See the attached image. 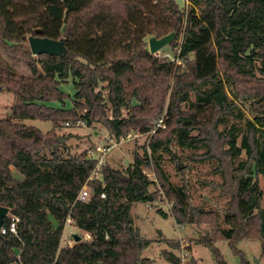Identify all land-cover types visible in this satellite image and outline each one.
<instances>
[{"label": "trees", "instance_id": "16d2710c", "mask_svg": "<svg viewBox=\"0 0 264 264\" xmlns=\"http://www.w3.org/2000/svg\"><path fill=\"white\" fill-rule=\"evenodd\" d=\"M190 1L184 12L177 0H0V39L32 70L25 75L0 65V91L15 95L11 114L0 117V205L11 210L5 226L19 217L17 232L0 235V264H152L142 250L153 239L140 235L132 205L155 202L162 193L178 224H209L198 242L212 249L216 264H228L215 245L220 239L236 251L238 240L259 239L264 251V0ZM172 31L169 45L179 48L182 64L148 48V37ZM31 35L64 40L67 52L33 55ZM70 79L73 95L62 89ZM242 107L254 119L248 118L239 145L236 126H219L229 114L240 116ZM162 116L165 126L150 134ZM24 118L53 127L44 132ZM79 120L102 124L117 141L148 134V146L143 154L135 151L129 167L106 163L104 181L90 180L98 158L90 149L73 153L70 135L58 132ZM174 139L184 148L207 147L218 160L231 194L227 227L217 212L193 205L187 185L166 175L156 152L173 153ZM243 151L247 159L236 165ZM146 168L155 171L160 188L151 189L156 181ZM86 184L91 195L80 201ZM68 218L90 237L62 245ZM162 240L173 249H163V257L182 264L174 252L179 242Z\"/></svg>", "mask_w": 264, "mask_h": 264}, {"label": "rangeland", "instance_id": "374dc122", "mask_svg": "<svg viewBox=\"0 0 264 264\" xmlns=\"http://www.w3.org/2000/svg\"><path fill=\"white\" fill-rule=\"evenodd\" d=\"M184 12L191 8L190 0H177ZM202 5H197L200 11ZM175 39V38H174ZM149 41V37L147 39ZM148 48L149 44H148ZM179 51L176 47L173 49L170 45L163 47L159 52L153 53L157 56H168L171 60L182 64L183 60L175 57ZM0 65H9L16 69L18 73L30 75L32 74L30 61L21 58L15 59L0 39ZM62 89L70 94H74L75 85L72 79L62 84ZM195 97H193L194 99ZM15 95L11 91H0V117H8L11 114L12 105ZM54 106L62 105L60 102H52ZM70 105V103H69ZM127 110H125V113ZM240 116L236 113L229 114L220 124V129L224 131L232 130L236 126L239 134L238 144H242L243 133L247 130L248 118L254 119V115L250 113L247 107L240 109ZM165 116V114H164ZM163 117V116H162ZM27 125H34L47 132L52 129L53 122L49 120H40L33 118H24L21 120ZM59 133L70 135L67 140L68 145L73 153H79L86 149H94L95 146H108L115 142L118 145L113 146L109 152L104 155V160L112 166L127 168L135 161V151L144 153L145 145L148 146L149 135H132L117 141L110 138L106 127L102 124H93L89 126L71 122V125L62 124L58 129ZM262 144L264 146V136H262ZM149 152L151 148L148 147ZM173 153L165 151L163 148L156 152L157 156H161L160 161L162 167L175 185H187L194 206L200 207L206 211H215L219 214V221L223 227L225 224V215L231 200L230 192L225 189V178L223 173L218 169L219 162L216 158L209 156L208 148H187L178 144L174 139L171 144ZM219 150V149H217ZM247 159L246 152L243 151L236 159V165ZM146 173L150 178L156 181L151 189L161 187V180L152 168H146ZM14 173L18 177H22L16 170ZM261 187L264 192V175L260 177ZM155 202L135 201L132 205V215L135 220L136 228L140 235L145 238L153 239L152 243L142 250V255L153 259L152 264H172L167 261L163 255V249L173 250L169 244L162 240L163 238H173L180 244V250L174 249L182 259V264H216L212 249L198 242L200 236L205 235L209 230V224H178L172 216L173 203L167 199L164 193ZM262 206L264 207V195ZM168 212L167 215L161 213L160 210ZM70 231L78 232L81 236L89 238L90 235L83 232L73 225H67L65 233ZM215 245L221 250L228 264H264V251L262 241L259 239H240L233 247L227 239H220Z\"/></svg>", "mask_w": 264, "mask_h": 264}, {"label": "water", "instance_id": "95a60500", "mask_svg": "<svg viewBox=\"0 0 264 264\" xmlns=\"http://www.w3.org/2000/svg\"><path fill=\"white\" fill-rule=\"evenodd\" d=\"M176 33L172 31L171 33L162 36H151L149 38V47L151 53L159 52L163 47L169 45L175 38ZM29 44L33 55H40L43 53H48L51 55H63L67 52V47L64 40L52 39L49 37H42L31 35L29 36ZM11 210L8 206L0 205V235L1 228L5 223V219L9 216ZM73 236L76 241L82 239V236L78 232H74Z\"/></svg>", "mask_w": 264, "mask_h": 264}, {"label": "built area", "instance_id": "2783aa9c", "mask_svg": "<svg viewBox=\"0 0 264 264\" xmlns=\"http://www.w3.org/2000/svg\"><path fill=\"white\" fill-rule=\"evenodd\" d=\"M78 124H85V121L84 120H79L77 122ZM67 125H71V122H67L66 123ZM165 126V119L164 117H160L154 124V128L152 129V131L150 132V134H153L157 131V129L161 128V127H164ZM136 135H143L144 133H141V132H136L135 133ZM132 135V133L128 134L127 137H130ZM126 137V138H127ZM123 139V138H122ZM118 145V142H115L114 144L112 145H108V146H95L94 149H90V155L92 156H95L96 158H98V162H97V165L96 167L93 169L89 179L90 180H94V179H99V180H102L104 181V171H103V167L104 165H106V162L104 160V155L109 152V150L113 147V146H116ZM91 195V190L89 188V186L86 184L83 189L81 190V192L79 193L78 195V199L80 201H85L87 200ZM106 194L103 193L102 194V197H105ZM19 220V217L18 216H12L11 217V222H10V226L7 227L5 225L2 226L1 228V233H6L8 231V229L10 231H13V232H17V222ZM67 225H71V218H68V221H67ZM73 233L74 231H70L69 234H66L65 231L62 235V239H61V244L62 245H66V246H72L74 245V243L76 242L74 236H73Z\"/></svg>", "mask_w": 264, "mask_h": 264}, {"label": "crops", "instance_id": "0c3cea01", "mask_svg": "<svg viewBox=\"0 0 264 264\" xmlns=\"http://www.w3.org/2000/svg\"><path fill=\"white\" fill-rule=\"evenodd\" d=\"M18 172V171H17ZM19 173V172H18ZM15 174V173H14ZM20 174V173H19Z\"/></svg>", "mask_w": 264, "mask_h": 264}]
</instances>
